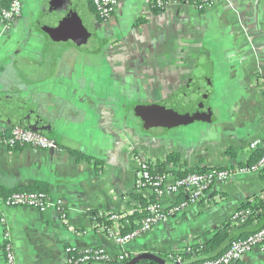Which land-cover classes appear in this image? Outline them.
Segmentation results:
<instances>
[{
  "label": "crops",
  "instance_id": "obj_1",
  "mask_svg": "<svg viewBox=\"0 0 264 264\" xmlns=\"http://www.w3.org/2000/svg\"><path fill=\"white\" fill-rule=\"evenodd\" d=\"M84 1L90 20L81 29L50 13L49 0H21V15L8 27L0 22V132L20 125L58 145L0 146L6 192L0 216L15 264H61L71 246L125 253L129 262L145 255L156 264H172L176 255L184 263L200 261L197 247L245 202L263 206L248 225H231V234L264 226L263 174L235 172L248 163L249 142L264 137V89L254 84L264 78V0H217L203 11L194 0H164L162 9L153 0H119L108 20ZM185 90L203 96L199 117L158 120L141 113L142 105ZM170 153L178 154L176 164L166 161ZM138 158L167 170L211 167L233 174L118 246L97 230L103 225L123 233L140 223L134 214L150 191L135 190ZM25 188H42L52 206H5L9 193ZM180 195H165L162 207L184 202ZM2 230L0 224V264H7ZM233 264H264V252L252 250Z\"/></svg>",
  "mask_w": 264,
  "mask_h": 264
},
{
  "label": "built area",
  "instance_id": "obj_2",
  "mask_svg": "<svg viewBox=\"0 0 264 264\" xmlns=\"http://www.w3.org/2000/svg\"><path fill=\"white\" fill-rule=\"evenodd\" d=\"M97 15L108 20L112 17L119 0H91ZM217 0H198L195 6L198 10H206L211 8ZM152 6L162 9L165 6L164 0H153ZM21 0H8L7 5L0 2V22L8 27L21 15ZM254 84L259 89H264V78L257 77ZM0 146L8 148H16L18 146H28L33 149L58 150L57 142L54 138L40 133L34 129L13 125L8 131L0 132ZM249 150H264V137L255 138L249 142ZM153 164L145 158H138L135 167V190L142 192L150 191V196L154 200L150 201L146 206V216L141 220L139 226L125 233H113L106 226L98 227L97 231H104L118 246H123L142 233L149 232L158 222L165 220L171 214L181 211L189 203L196 202L203 197L211 185L216 181L226 180L233 174L232 169L217 168L206 172H190L182 177H175L171 174L152 175L151 168ZM264 167V153L252 164H242L235 167V172L247 174L258 172ZM168 178L170 180L168 181ZM184 193L187 199L169 208H163L161 198L167 194ZM6 207H31L40 211H44L52 206V202L48 195L41 190H20L12 191L4 199ZM56 210L64 216V210L59 205H55ZM252 209L236 210L230 217L231 225H240L245 222L246 218L252 214ZM116 219L115 213H106L105 217ZM0 224L3 226L1 232L2 250L7 264H15V257L9 241L6 230L5 219L0 216ZM257 249L264 252V226H261L243 238L233 240L228 248L219 256L186 264H233L240 260L246 253ZM127 255L120 253L111 256L101 247H88L86 249H76L75 247L66 248V257L61 264H88V263H108L113 259H124ZM172 264H185L181 256L176 255Z\"/></svg>",
  "mask_w": 264,
  "mask_h": 264
},
{
  "label": "trees",
  "instance_id": "obj_3",
  "mask_svg": "<svg viewBox=\"0 0 264 264\" xmlns=\"http://www.w3.org/2000/svg\"><path fill=\"white\" fill-rule=\"evenodd\" d=\"M198 0H194V4L197 3ZM0 2L2 3V5H7L8 0H0ZM264 153V150L258 149L256 151H252V154L250 155L249 159H248V163L247 164H252L254 163L262 154ZM89 159V158H88ZM166 161L172 163V164H176L179 161V156L177 153H170L167 158ZM212 169H216V168H211V167H193L184 171H177V170H167L166 167L164 166V164H159L157 163L154 167L151 168V173L152 175H160V174H171L175 177H182L190 172H206ZM260 173L263 174L264 177V167L260 170ZM42 189V188H40ZM40 189H32V190H40ZM24 190L27 191H32L31 188H25ZM43 190V189H42ZM5 191L2 190L0 188V195H5ZM181 199L186 200L187 196L186 195H180ZM140 199V203H139V207L137 208V212L134 214V217H136L139 222H141V220L146 216V206L148 205V203L152 200H154L153 196H150L149 199H143V198H139ZM262 201H256L253 204H251L250 202H245L243 203L240 207L239 210H245V209H252V214H250L245 222L241 223L240 225L242 226H246L248 225L249 222H251L254 218H255V209L257 207H262ZM95 213V212H93ZM96 218H98V220L101 219H106L103 216H98V214H95ZM100 222V221H99ZM108 224V220L106 221ZM140 224V223H139ZM138 224V226H139ZM137 225H132L130 228V231L137 228ZM231 222L228 221L226 224H223L219 227H217L215 229V232L212 236V238H210L207 242L201 244L200 246H198V253L201 254V259L199 260H205V259H211L214 257H217L219 255H221L230 245V243L233 240L236 239H240L245 237L246 235H248L251 232H247V233H239V235H232L231 234ZM128 232V231H124L123 233ZM129 260L130 258L126 257L124 259L118 260V259H113L112 261L108 262V263H88V264H129ZM133 264H156L155 262L151 261L150 259L148 260H144V261H140V262H135Z\"/></svg>",
  "mask_w": 264,
  "mask_h": 264
},
{
  "label": "water",
  "instance_id": "obj_4",
  "mask_svg": "<svg viewBox=\"0 0 264 264\" xmlns=\"http://www.w3.org/2000/svg\"><path fill=\"white\" fill-rule=\"evenodd\" d=\"M48 3L49 12L60 18L66 26L81 29L83 25L89 24L90 14L86 9L84 0H49ZM203 99L202 95L185 90L172 95L163 102L146 106L142 105L141 113L158 120L172 119L182 121L197 118L201 114ZM142 258L156 259L153 255H145L132 259L129 264H133Z\"/></svg>",
  "mask_w": 264,
  "mask_h": 264
}]
</instances>
